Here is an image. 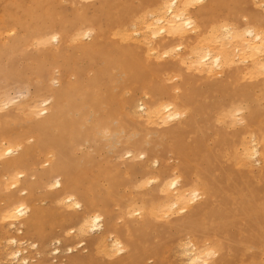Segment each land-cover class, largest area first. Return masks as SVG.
Masks as SVG:
<instances>
[{"label":"bare ground","instance_id":"bare-ground-1","mask_svg":"<svg viewBox=\"0 0 264 264\" xmlns=\"http://www.w3.org/2000/svg\"><path fill=\"white\" fill-rule=\"evenodd\" d=\"M0 77V264H264V0H0Z\"/></svg>","mask_w":264,"mask_h":264},{"label":"rangeland","instance_id":"rangeland-1","mask_svg":"<svg viewBox=\"0 0 264 264\" xmlns=\"http://www.w3.org/2000/svg\"><path fill=\"white\" fill-rule=\"evenodd\" d=\"M17 57V65H20L21 64V62H22V60H21V57L18 55V56H16ZM3 83H2V82ZM50 83H52V82H50ZM0 86H4V80L0 77ZM7 88H9V89H3V88H1L2 90H4V92H2L3 93V95L5 96V98H11V97H16L17 98V104L18 103H25V102H28V101H30L33 97H35L36 96V94L34 93V90H33V85L32 84H30V83H27L25 86H20V87H12V88H10V87H7ZM22 88H24V90L22 89ZM13 91H15V93H13V92H11L12 90ZM21 90V91H20ZM19 91L21 92V93H19ZM22 91H23V94H22ZM27 91V92H26ZM8 92H10L9 94H6V93H8ZM28 93V94H27ZM21 94V95H20ZM44 94H46V95H43L44 96V98H46V96H47V93L45 92ZM7 95V96H6ZM13 104H16V102L15 103H13ZM13 104H11L9 107H10V109H17L16 108V105H13ZM126 154H124L123 153V155H122V153L120 154V156L119 155H117V156H112V158H111V160L112 161H114V162H117L118 163V161L119 160H124L126 157ZM116 157H118V159H115ZM123 157V158H122ZM167 162L169 163V164H173L174 163V161L172 160V159H170L169 157L167 158ZM156 183L157 182H155V181H153V183L151 182L149 185H147L146 186V188H145V190L144 191H146L148 188L149 189H151V187H153L154 185H156ZM143 191V192H144ZM29 242L30 241H25V243H23L22 245H25L24 247H25V250L27 251V253H26V255H28L29 257H30V259H36V257L38 256L37 255V251L38 250H35L34 248H32V247H29ZM71 244H72V247L74 246V242L72 241V242H70ZM84 244L83 245H81V246H79V245H75L74 246V248H72V253L71 254H75V255H88L90 252H94L95 250L92 248V247H90L88 244H87V240H84V242H83ZM3 245H4V243H3ZM21 245V246H22ZM0 246L2 247V243L0 242ZM28 246V247H27ZM57 246V245H56ZM66 246H67V244H65V243H61L60 245H58L57 246V250H59V251H63L64 253H57V254H51V256H50V260H51V263H58V262H62L61 264H64L65 263V261H66V259H67V255H68V251L65 249L66 248ZM23 247V246H22ZM21 247V248H22ZM27 247V248H26ZM49 247H51V248H49ZM54 248V246L53 245H49V246H47V248H45L44 247V250H47L48 249V251H50V250H52ZM63 249V250H62ZM39 250H41V251H43L41 248H39ZM49 254V253H48ZM42 256V255H41ZM38 258V257H37ZM5 261V260H4ZM8 264H9V261H6ZM11 262V261H10ZM178 262L179 261H174V263L175 264H178ZM2 263H5V262H3V260H2ZM6 263V264H7ZM13 263V262H12ZM12 263H10V264H12Z\"/></svg>","mask_w":264,"mask_h":264}]
</instances>
